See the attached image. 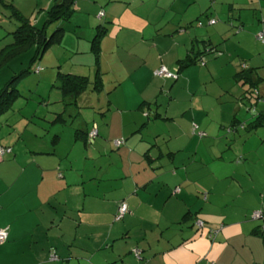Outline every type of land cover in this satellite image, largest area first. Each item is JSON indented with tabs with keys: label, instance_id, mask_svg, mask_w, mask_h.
<instances>
[{
	"label": "crops",
	"instance_id": "0c3cea01",
	"mask_svg": "<svg viewBox=\"0 0 264 264\" xmlns=\"http://www.w3.org/2000/svg\"><path fill=\"white\" fill-rule=\"evenodd\" d=\"M75 1L74 12L98 16L95 11L104 7L101 20L110 22L99 54L101 90H88L68 106L60 94L62 107L45 109L49 118L38 122L40 135L31 134L41 140L23 154L24 165L16 163L20 155L11 148L13 164L1 172L9 165L13 170L0 175L5 184L0 229H7L0 248L10 250L8 259L15 264H264V219L251 218L256 210L264 212V132L223 135L235 118L251 117L237 104L246 87L235 81L241 64L264 78V44L255 42L264 27V0L250 1L257 9L248 8L259 14L252 31L245 33L240 23L239 33L225 45L219 42L220 31L211 28L214 16L200 17L204 6H196L199 10L190 17L186 7L191 1L182 11L179 0L165 8L142 0ZM168 14L164 24L171 27L162 33L157 22ZM98 18H93L95 25ZM204 22L208 28H202ZM205 44L217 49L207 73L201 68L206 62L179 71L174 79L153 74L159 66L177 73L190 50ZM154 52L159 61L149 64ZM223 54L228 59L220 65ZM228 65L233 90L218 88L207 96L206 77ZM57 71L92 81L96 67L92 59ZM257 89L264 99V82ZM76 109L89 111L78 125ZM263 109V103L256 105L258 112ZM55 125H68L69 136L52 133ZM93 130L96 135L90 137ZM117 140L123 143L115 146ZM63 141L66 149L59 155ZM232 142L241 147L239 156L227 155ZM3 158L1 165L6 164ZM121 202L128 212L115 221ZM132 250L139 251L140 259Z\"/></svg>",
	"mask_w": 264,
	"mask_h": 264
},
{
	"label": "rangeland",
	"instance_id": "374dc122",
	"mask_svg": "<svg viewBox=\"0 0 264 264\" xmlns=\"http://www.w3.org/2000/svg\"><path fill=\"white\" fill-rule=\"evenodd\" d=\"M142 1L143 3L149 2L147 3L148 5L159 6V8H165L170 3V0H142ZM189 1L191 2L188 5V7H186V9L191 8L190 17L192 16L195 10H199L198 8H196V6H198L199 4L201 8L204 6V10L200 15V17H202L203 14L207 15V13H210L211 15L214 16L213 19L216 22V24L214 26H211V28L220 31L221 39L219 40V42H222L223 45H225L229 41H232V39L239 33V29L237 27H240L239 26L240 23H243V27L245 28V33H248L249 30L252 31L250 25L258 24L259 14L257 12L254 13V11L251 10V8L257 9V7L250 3V1L254 2L255 0H241V1L203 0L202 2L201 0H195L196 3L193 0H179L177 4V6L179 7V11L185 9V6L188 4ZM246 1L249 4H247ZM3 2L10 3L15 8H19L22 15L26 19H29L32 23H34L36 19L40 18L41 23L38 25V27L41 26L44 23V21L47 19V11L50 9V5L51 6L53 5L52 0H3ZM234 3H238L236 4L237 8L234 6V9H231L230 6L233 5ZM143 6H146V4H143ZM193 8L196 9L192 10ZM103 9L104 7H101L97 9V11H95L98 13L97 14L98 16H99V12H102ZM238 13L241 15L240 18L241 22L237 21ZM169 14L164 16L162 21L157 22L158 27L163 29L162 33L166 32V29L169 30V28L171 27V26L165 27L164 24V21L171 17V15ZM7 15H8L7 12L2 7H0V54H2L6 50L7 45L12 43L13 38L12 35L10 34L16 29V27H18V24L14 20L9 19ZM188 15L189 12H187V16ZM98 16H96V14H88V12L85 11H81L80 14L78 12H73L71 17L67 21H58L48 27L47 29L48 37H50V35H52V33L56 29L58 28L63 29V33L59 41L54 42L43 53L42 57H40V59L36 60L35 63L32 64L29 70L30 71L29 75H27V77L21 80V82L18 85L19 95L16 96L14 101L11 103L12 105L10 109H8L7 111L3 112L0 115V147L12 148L14 155L16 156H18L16 154L18 153L21 156V157L18 156V158L16 159V163L19 166L24 165V161H26L25 156H23V154L25 155L29 152L30 149H33L34 143H37V145L40 144L38 143V141L41 139L35 138V136H31V134L33 133V135H37V134L40 135L39 129L41 127L40 128L38 127L40 124L38 122L42 118L43 119L45 117L49 118V115L47 114V111L45 109L54 107L53 111L57 112V110H55L56 109L55 106L59 104L62 107V105L59 103L60 92L56 89V85H57L56 76L58 72L57 70L68 69V67H70L71 65L77 62L84 63L88 60H92V59L94 60L92 53L91 52L89 53L90 41L93 39L95 35L96 26H98L99 24L102 25L104 24L102 20H98V24L95 25L96 21L94 22L93 18L96 19V17L98 18ZM161 16H162V12L159 11L157 13V18L162 19ZM74 23H77L78 26H75ZM91 27L94 30H90ZM206 27H207V22H204L202 28L205 29ZM231 27H233V29H231ZM226 32L228 33V36H226V38L225 37L223 38L222 35H226L225 34ZM248 35L252 36V34H248ZM255 42H257L256 39ZM255 42L253 41V44H256ZM257 45L262 46L263 44L261 45V43L260 44L257 43ZM199 48L201 49V46ZM32 53L33 51L23 54L21 57L16 59L14 62H11L10 64L1 63L0 61V91L5 87L6 83L9 81L11 77L16 76L18 73H20L21 71L25 70L28 67ZM207 56L208 57L205 58V64L207 62L206 67H201L204 68V71L206 73L208 72V67L210 62L212 63L215 58L213 54ZM157 57L158 56L155 52L152 53L151 58L149 60V64L151 62L152 64H154L156 60H158ZM227 59L228 57L226 56V54H223V57L220 58L218 57L217 60L219 61L220 65L221 64L223 65V63H225ZM205 64L203 66H205ZM211 66L214 68L212 64ZM228 66L229 67L220 69L222 72H220L217 68L216 70H213L211 78H208V76L206 75L207 96L215 95L218 88H223L226 90L232 89L234 83H232L231 80L227 81L229 80V77L232 72L230 65ZM37 67L43 68V70L38 74L35 72V69ZM159 68L160 66L157 69ZM156 70L153 71V74ZM215 72H216V77L214 76ZM212 78L214 79V82L210 84ZM235 90L236 91L234 92L237 93L238 87L237 89L235 88ZM224 93L226 94V92ZM57 101L58 103H56ZM44 102H47L48 104L46 107L43 105ZM227 105L232 106V103ZM206 106L209 107L207 103ZM76 110L79 112V119L75 121L74 125H78L81 119L85 120L89 116L88 110H84V109H76ZM68 111H72V109ZM214 117H217V113L214 114ZM60 125H55V127L52 128L54 132L52 130L51 131L52 133H55L57 135H62V138L64 139L65 137L69 136L68 132L70 130V127L68 125L65 126H60ZM259 130H260L259 132H264L263 129H259ZM49 133H50V129H48V134L46 136V138H49L50 141L52 136ZM253 146L254 145H252V147ZM228 147H229V152L227 155L229 156L240 155L238 152L240 151L241 147H239L237 144L232 142L228 145ZM262 147H263L262 150L264 151V145ZM63 149H66V144L64 141L61 145H59L57 153L59 155H62L64 153ZM66 151H68V149ZM12 157L13 155L4 156L3 159H4V163L6 164L1 165L0 163V175L9 172V169L13 170V166L9 165L8 170L6 172L5 171L1 172V170H4V167L7 164L9 163L13 164L11 160ZM4 186H5L4 182L0 181V189L5 188ZM4 203H5V198L3 199L1 198L0 205H3ZM8 251L10 252V250ZM9 252H7V250L5 249L0 248V264H15L12 261V259H8L7 254ZM51 264H56V263L53 262Z\"/></svg>",
	"mask_w": 264,
	"mask_h": 264
},
{
	"label": "trees",
	"instance_id": "16d2710c",
	"mask_svg": "<svg viewBox=\"0 0 264 264\" xmlns=\"http://www.w3.org/2000/svg\"><path fill=\"white\" fill-rule=\"evenodd\" d=\"M52 2L53 5L47 11V19L40 27H38L34 25L29 19H26L12 4L0 1V6L7 12L8 18L14 20L18 24V27H16V29L10 34L13 38L12 43L7 45L6 50L2 54H0L1 63L10 64L11 62H14L16 59L21 57L23 54L33 51L31 59L29 60L30 62L28 64V67L18 73L16 76L11 77L6 83L5 87L0 91V115L10 109L12 105L11 103L14 101L15 97L19 95L18 85L21 80L29 75V70L32 64L35 63L36 60L40 59L47 48H49L54 42L59 41L63 33V29H56L52 33V35L48 37V27L58 21H67L74 12L73 8L75 0H52ZM102 18L103 13L99 12L98 19L101 20ZM102 21L104 22V24H99L98 26H96L95 35L90 41V52L94 57V65L96 67L94 80L90 81V79L86 76L72 75L59 71L57 72L56 89L59 90L61 94V102L63 103V105L68 106L76 104L78 99L88 90H92L93 92H99L101 90V74L98 69L99 54L101 50V41L107 33V25L110 23L105 22L104 20ZM197 25L201 26L202 24L200 22H197ZM261 30L262 28L259 31ZM257 33L255 34L256 41L258 43L264 44L257 40ZM216 51V47L210 46L208 44H205V46H203L201 50L200 48L196 50L191 49L190 53L185 57V59L178 63L180 68H178L175 75L178 77L179 71L195 65L203 66L205 64V61L203 60L204 56L215 54ZM38 69L39 71H42L40 67H37L35 69L36 73L39 72L37 71ZM255 70L256 69L246 70L245 64H241V71L235 75V81L241 82L244 86H246L241 98L238 99V107H244L243 110H245L251 117L246 121L235 118L234 123L223 128L224 137L238 138V135L240 136V134L249 133L257 129L264 128V109L259 112L256 110V105L258 103L264 104V99L257 89V87L262 82H264V78H260L259 76H257ZM56 120H61V115H57ZM196 130V124H192L193 133H196ZM122 143L123 142L121 141L119 146ZM257 211L261 212L260 218L253 217L254 213ZM251 218L253 220L264 219L263 208L261 210L254 211L251 215ZM196 224L197 222L195 221V226L197 227ZM203 225L204 224L202 222V227ZM260 228L263 231L264 235V224L261 225ZM211 233L209 234V237L213 238L214 236H216L217 230L211 231Z\"/></svg>",
	"mask_w": 264,
	"mask_h": 264
},
{
	"label": "built area",
	"instance_id": "2783aa9c",
	"mask_svg": "<svg viewBox=\"0 0 264 264\" xmlns=\"http://www.w3.org/2000/svg\"><path fill=\"white\" fill-rule=\"evenodd\" d=\"M213 23H214V20L210 21V24H213ZM256 38H257L258 41L264 43V27L262 28L261 31H259L257 33ZM37 71H39V69ZM154 75L157 76V77H161V78H171V79L177 78V76L174 73H171L164 66H160V68L157 69L154 72ZM95 135H96V132H95V130H93L90 133V137H93ZM120 143H121V141H118V140L114 142L115 146H119ZM10 152H11L10 148L0 147V160L2 159L3 156H5L6 154H9ZM178 191L179 190L177 188L176 192H178ZM127 212H128L127 204L125 202H121L119 204L118 208H117V212H116L114 220L115 221L121 220ZM260 216H261V212L260 211L255 212L254 215H253L254 218H260ZM196 225H197V227L201 228L202 227V222H197ZM6 239H7V229L6 228H1L0 229V243L5 242ZM132 251L134 252L135 257L137 259H140L139 251L138 250H132ZM50 259L51 260H55L56 259L55 255L53 253H51Z\"/></svg>",
	"mask_w": 264,
	"mask_h": 264
}]
</instances>
